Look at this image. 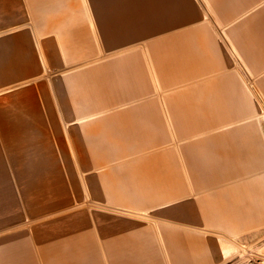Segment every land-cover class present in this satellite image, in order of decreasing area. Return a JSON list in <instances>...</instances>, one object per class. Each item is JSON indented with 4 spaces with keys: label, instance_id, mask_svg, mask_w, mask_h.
Returning a JSON list of instances; mask_svg holds the SVG:
<instances>
[{
    "label": "rangeland",
    "instance_id": "obj_1",
    "mask_svg": "<svg viewBox=\"0 0 264 264\" xmlns=\"http://www.w3.org/2000/svg\"><path fill=\"white\" fill-rule=\"evenodd\" d=\"M263 1L0 0V92L46 146L15 171L44 181L0 157V264H264ZM222 132L236 162L196 143Z\"/></svg>",
    "mask_w": 264,
    "mask_h": 264
},
{
    "label": "crops",
    "instance_id": "obj_2",
    "mask_svg": "<svg viewBox=\"0 0 264 264\" xmlns=\"http://www.w3.org/2000/svg\"><path fill=\"white\" fill-rule=\"evenodd\" d=\"M264 8V1L260 3L256 8H254L252 11H255L257 8ZM251 9H249L247 12H252ZM246 12V13H247ZM176 35H168L165 39H162L161 42L165 43L166 45L173 46L175 43ZM183 91V90H182ZM182 94V92H180ZM25 95L23 94H12L11 91H4L0 92V157L1 159H5L6 163H2L7 166L5 167L2 163L0 169L1 172L5 174V177H2L3 179L8 180H18V179H25V180H41L44 181L45 177L40 176H34V177H24L19 178L15 177V171L16 173L22 172L25 174H29L28 167L29 160L33 159L31 164L35 162V160L43 159L45 157V140H37V141H30L31 135L38 134L39 129L36 126L30 125V120L27 118L30 113V103L28 102V99L24 98ZM206 125V124H205ZM220 123L217 121L211 122V124L207 127H204V130L208 129H214L219 127ZM203 132V131H201ZM195 135V134H194ZM193 135V136H194ZM222 137H224V132L220 135H211L210 133H206L205 137L203 139H198L196 141L197 144H202L206 142L209 139H215L218 143L217 147V155L222 159L224 163H232L236 162L239 157V153L235 150L234 147H231L230 145L223 144ZM2 150V152H1ZM4 156V157H3ZM17 158L20 157L22 159L21 164L17 163L21 166V168H14V163H11V158ZM13 162V161H12ZM11 164V167H10ZM25 166V167H22ZM218 166V165H217ZM220 167V166H219ZM219 167H216L215 169H220ZM27 170V172H26ZM222 178L223 180H227L230 178H235L238 180H241V178L248 173H244V169L242 168H234L233 170H225L222 171ZM38 172V170H37ZM42 174H45V171L43 168L41 169ZM39 173V172H38ZM53 183L57 182L58 180L53 179ZM61 181V180H59ZM72 188H75V183L71 184Z\"/></svg>",
    "mask_w": 264,
    "mask_h": 264
},
{
    "label": "bare ground",
    "instance_id": "obj_3",
    "mask_svg": "<svg viewBox=\"0 0 264 264\" xmlns=\"http://www.w3.org/2000/svg\"><path fill=\"white\" fill-rule=\"evenodd\" d=\"M51 72V71H50ZM35 81V80H34ZM25 84V83H24ZM17 88V87H16ZM14 89V88H13ZM259 103V102H258ZM261 106V105H260ZM78 159V158H77ZM61 177V176H60ZM94 190V189H93ZM95 191V190H94ZM99 192V191H98ZM100 194V193H99ZM97 196V195H96ZM104 203V202H103ZM87 205V204H86ZM159 214V213H158ZM121 216V215H120ZM5 234V233H4Z\"/></svg>",
    "mask_w": 264,
    "mask_h": 264
}]
</instances>
